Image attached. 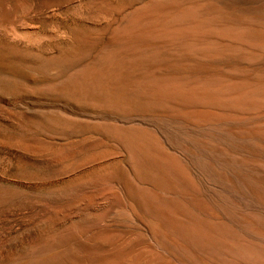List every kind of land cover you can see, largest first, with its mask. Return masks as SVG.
Wrapping results in <instances>:
<instances>
[{"label": "rangeland", "instance_id": "374dc122", "mask_svg": "<svg viewBox=\"0 0 264 264\" xmlns=\"http://www.w3.org/2000/svg\"><path fill=\"white\" fill-rule=\"evenodd\" d=\"M160 1L165 0H0V264H232L229 254L198 247L188 227L228 224L224 204L235 214L263 212L250 191L219 170L220 153L243 154L226 134L240 126L229 123L225 134L208 131L186 113L198 114V107L175 101L161 107L163 101L136 89L150 87V76L161 83L168 79L162 86L171 80L174 85L204 80L207 67L193 55L215 41L207 40L206 30L215 35L233 24L215 19L207 27L203 12L201 19L182 25L188 29L196 21V37L176 35L170 25L163 40L159 22L175 8L190 11L200 1L166 0L162 10ZM227 1L229 13L242 5ZM143 7L162 13L148 11L155 20ZM136 16L145 20L143 25ZM134 32L139 38L159 37L141 41ZM148 51L158 59L153 53L150 59ZM225 74L217 67L212 78L236 82ZM147 135L176 160L173 176L128 145ZM204 153L216 157L209 162L219 170L217 177L205 170ZM180 169L188 177L178 175ZM252 262L257 264H242Z\"/></svg>", "mask_w": 264, "mask_h": 264}, {"label": "bare ground", "instance_id": "6f19581e", "mask_svg": "<svg viewBox=\"0 0 264 264\" xmlns=\"http://www.w3.org/2000/svg\"><path fill=\"white\" fill-rule=\"evenodd\" d=\"M167 1L166 0L163 1L165 3V5H166ZM171 1L169 0L170 3H171ZM188 1H190V0H188ZM192 1H194V0H192ZM192 1H190V3ZM197 1H198L197 4H199V1L201 4L202 0H197ZM225 1H227V0H206V2H208L207 4H206V2L204 4H201V5H205L206 8L203 7L202 9H201L202 6H200V4H199V6H200L199 7L196 3H194V5L196 4L197 6L196 7L193 6L192 10H190V11L187 10L188 12L186 10L184 12L182 10H176L177 8H175V10L172 9L173 15L171 17H168L167 19L165 18L162 23L160 21L158 24V30H159L157 32L158 35H159V32L161 33L160 35H163L162 33H165L166 29L164 30V28H166L170 25H171V27H173V25H174V27L176 28V30H173L174 34H176V35L180 34V36H184L183 34H187V36L189 35V36H194V37H196L195 35L197 33H199L198 32L199 24L195 21V25L191 26V28H188V29L184 28L185 30L182 29V27H183L182 25H183V23H185L186 20H188L190 18H192L193 20L197 19V17H200L199 15L203 14V12L205 13L204 14L205 15L204 25L207 27L212 26V24L216 22L215 19L224 20L227 24H229V23L233 24V28L231 30L222 31L219 34L215 33V35H211V34H214L212 32V30H210V29L206 30L205 34L209 38L206 36H205V38H208L207 40L209 41L210 37H211L212 40L215 39V41L214 42L212 41L213 42V43H211L212 46L209 45V47H207L205 50L201 51L200 54L198 53L196 55H193V57H192L194 59L201 57L200 61L203 62L204 65H206L205 67H207L206 69L208 71L207 72L208 76L206 74V78L204 80L199 81V82H195L192 84H187V85H185V84L182 85V83L181 84L178 83V84L174 85L173 82L170 84V82L172 81L170 79L171 81L168 82L169 84H166L165 86H162L163 82L169 81L168 79L167 80L161 79L163 81L161 83L160 81L155 80V79H153V77L150 76V78L153 79V82L154 81H156V83L159 82L161 84V86L157 87V85L155 83H153L154 85H156V88H150L151 86L155 87L152 84V81H151L152 79H150V82H148L149 84L150 83L152 84V85L151 84L148 85L150 87L146 86V88L143 87V88H138L136 90L142 91V93L145 95H152L153 96L152 98L155 97L154 99L163 101V102L159 103L160 106H161V103L164 105V103H166L167 101H172V102L175 101V102H178L179 105L182 103L183 104L186 103L188 105H193L196 108L198 107L199 109H201L200 113H198L199 112V110H198V112H197L198 114H196V111H195V113H193L191 111L192 112L191 113V112H189L190 110H188V112H186V111L185 112L188 113V115L192 114L191 119L192 118L193 119H192V121L190 119L191 122H193V120H195L197 125L199 124L202 128L208 129V131L210 130V131L214 132L215 130L221 129L220 131L225 134L226 133V130H225L226 125H228L229 123H233L234 125H239L240 127H239V130H237V133L234 132L235 133L234 134L231 132H227L226 134H227V136H229L230 145H232V147H234V148L240 147L239 149L242 150L243 154L240 153L241 157H230L229 154H227V152H226V154L220 153L221 158H217V161L219 162V165L221 167L219 170H220V173H221V171L230 172L237 179V182L239 184H241V186L243 188H245V190L250 191L249 195L247 194L249 197L251 194V196L254 199L259 200L258 201L259 206L261 205L262 206L261 208L263 210L264 209V0H234L235 2L236 1H239V3L242 2V5L238 6L237 9H233L231 13L226 11L227 6H226ZM160 2L163 3L162 1H160ZM169 2H167V3H169ZM181 2H182V0H181ZM195 2H196V0H195ZM164 3H163V5H164ZM178 3H180V0H178ZM156 4H153V5H156ZM158 4H157V6L160 5V4L159 5ZM149 5L151 6V3ZM163 5H161V7L159 6L160 7L159 9L168 7L167 5L165 7H162ZM181 5L182 4H180V6ZM188 5L186 4L185 6H188ZM190 5H193V3ZM176 6L180 7L179 4H177ZM185 6H183V7H185ZM145 7H143V12L145 9L147 11L148 6H147V8H145ZM183 7L179 8V9H182ZM140 8L142 9V7H140ZM151 8H153V9H151ZM151 8L148 11L153 12L154 9L156 8V6H155V8L154 7H151ZM172 8H173V6H172ZM141 9H139L138 11L142 12ZM172 10L170 8L171 12H172ZM148 11H147L146 15H149ZM166 11H169V9ZM166 11H163V12H166ZM137 12L135 15H137ZM140 12H139L140 15H138V16L145 15L144 13L142 14ZM154 12H156L157 14L159 12V14H160L161 11L156 10ZM152 14H154V13H152ZM138 16H136V17H138ZM144 17H146V16H144ZM152 17H153V15L151 17L149 15V18H152ZM156 17L154 16L155 20H157ZM149 18L147 16L145 20H147ZM154 18H152V19H154ZM201 18L202 17H200V19ZM139 19L142 21L141 17ZM140 20H138L139 24L136 22L138 24L137 27L141 23ZM145 20H144V22H145ZM155 20H153L152 22H154ZM144 22L142 21V25ZM221 23H223V22H221ZM146 25H147V22L144 26H142V29ZM148 25H149V23H148ZM128 29H129V27H128ZM151 29H153V28H151ZM151 29H149V30H151ZM153 31H155V30H153ZM185 31H187V33ZM135 32H136V30H135ZM114 33H116V32H114ZM117 33H119V32H117ZM137 33H135L134 35L135 36L137 35L136 37L139 38V36H138L139 33L138 34ZM172 33H171V35H173ZM128 34L129 35L131 34L130 31ZM132 34H133V32H132ZM140 34H141V32H140ZM152 34H154V33H152ZM129 35H125L127 37V39H129L128 38ZM134 35H132V37ZM144 35H146V34H143L141 37H146ZM147 35H148V33H147ZM135 36L132 39H134ZM163 36L165 37L166 33ZM141 37L139 39H141V41H142L143 39ZM151 37L155 38V39H150L149 36L146 37L148 39H146V38L145 39L146 40L150 39L151 41L152 40L156 41L157 36L156 37L151 36ZM158 37H157V39H158ZM164 37L161 36L159 38H161V39L163 38V40L164 39L166 40L167 38L166 37L164 38ZM203 37H201V38H203ZM161 39L158 40V43ZM175 39H177V37L176 38L174 37L173 40H171V38H170L168 43L173 42ZM144 42H146V41H144ZM166 42L167 41L162 42V40H161L160 43L166 44ZM184 42H186V41H184ZM184 42H182V43L184 44ZM197 42H200V41H197ZM173 44H174V42H173ZM167 46H170V45H167ZM152 50L154 51L155 49H152ZM153 51H151V53L148 51V53L151 54V56L148 54L150 56V59L153 58L152 57ZM155 51H157V50H155ZM141 52H140V54L139 53L138 54L139 55L143 54ZM155 53H158V51ZM155 53H153V56ZM134 54H132L130 56L132 57ZM138 54H136L135 56L138 57L137 56ZM146 54L147 53H145L144 56ZM155 55H157V54H155ZM135 56H133V58ZM185 56H187V55H185ZM157 57H158V55L156 56V58ZM141 58H142V55H141ZM141 58L140 59L136 58L135 60L138 59L141 61ZM156 58L154 56L153 60ZM145 60H146V57H145L144 61ZM193 61H195V60H193ZM114 63H116V61L113 62V64L111 63L109 68L112 65L115 67ZM141 64H138V65H141ZM114 67H112V68H114ZM119 67H120V65H119ZM217 67L225 70V72H226L225 75H227L228 77L231 76V78H232V76H234L236 82H228V79H223V78H222V80H219L220 78L219 79L212 78L213 77L212 75L215 72V69H217ZM129 68H126V69H129ZM163 69H165V68H163ZM113 70H110L109 72L113 73L114 72ZM122 70H124V69H122ZM98 71H97V73H98ZM119 71H121V70H119ZM95 72H93V73L96 74ZM116 72H117V70H116ZM104 73L106 74V71H104ZM203 73H205V72H203ZM116 74H118V73H116ZM222 74H223V72H222ZM219 77H220V75H219ZM216 78H218V77H216ZM225 78H227V77H225ZM223 80H225V81H223ZM133 82H130V83H133ZM174 82H175V80H174ZM132 88L134 89V87H132ZM154 99H152V102H154L153 101ZM164 101H166V102H164ZM168 103L171 104L170 102H168ZM175 104H177V103H175ZM166 105H167V103H166ZM166 105H164V107ZM156 106H157V103H156ZM184 106H185V104H184ZM196 108H195V110H196ZM180 110H182V109H180ZM191 110L194 111V107H193V109L191 108ZM185 112H183L182 114L180 112L179 113L181 116L185 117V115H187V114H184ZM188 118H190V117H188ZM187 120H189V119H187ZM126 131H124V132H126ZM144 136H143V139L142 138L140 139L139 136H135L136 138H139V139L132 140L133 141L132 144H130L128 142L127 143L129 146L131 145L132 148L136 147L137 152L139 151L143 156L145 155L146 158H148L150 160V161L149 160L148 161L153 164V167H157L159 169H162L165 172L171 171L170 174H172V176H173L172 170L174 169V166L176 167V165H177V164L174 165L173 162H175L176 160L175 159L173 160L172 156L170 157L171 158V160H170L168 157V154L166 153L167 154L166 155L164 153V150L162 148L161 149L159 148V144L157 147V145L154 142L155 141L154 139H152V140H154V141H152L151 137H149L147 135L150 138V140L154 143L153 144V143L148 141L149 138L147 136L144 139ZM135 137H131V139L135 138ZM140 137H141V135H140ZM146 138H148V139H146ZM188 138H187V140H188ZM156 141H158V140H156ZM156 143H158V142H156ZM133 144L135 146H133ZM133 149H135V148H133ZM236 149L237 148H235V150ZM212 157L216 159V157L213 156L212 154L204 153V159H203L202 164H204L203 166H204L205 170L207 168V171L210 170V172H212L217 177L219 170L218 169L215 170L210 165V162H209L210 160H212ZM176 163H178V162H176ZM179 166H178V168H179ZM180 167H181V169L183 168L182 166H180ZM178 168H176V169L179 170ZM181 169L179 172L177 171L178 175L181 172ZM174 173L176 175V171ZM183 173H185L186 176L189 175L188 172L184 171ZM182 174L180 176H182ZM180 176L178 178H180ZM184 178H186V177H183V179L180 178L179 180H181V179L183 181L186 180ZM202 179H203V177H202ZM187 180H189V178ZM187 182L189 183L190 181H186V183ZM249 197H247V198H249ZM251 200H253V199L251 198ZM248 202H250V200L247 201V203ZM244 207L246 210V205ZM221 208H222V206H221ZM226 208L227 207L224 204L222 210H223V215L225 216V218L227 217L226 220L228 221L227 222L228 224L222 223V226H221V224L219 226H216L217 223H215L214 221L213 222L208 221L210 224L207 223V224H205L206 226L201 225L202 229L200 228V225L199 226H195L194 224L189 225L188 231L190 232L189 236L191 237L192 241L197 243L198 247H200V248L202 247L203 250H205V251L208 250V251L213 252L212 254H215V255L219 254V253L229 254L233 259V261H231L232 264H242V262L246 261V260L254 261L257 264H264V210L261 213L256 212V213H252V214L246 216V214H243V212L240 214V211H239V214H235V212H233V211L229 212L228 210H224ZM234 208H235V206H234ZM190 209H192V208H190ZM252 211H254V209ZM207 220H208V218H207ZM221 221H223V219ZM203 227H205L206 229L205 228L203 229ZM235 259H237V260H235ZM215 261H217V260L215 259ZM252 264H253V262H252Z\"/></svg>", "mask_w": 264, "mask_h": 264}]
</instances>
